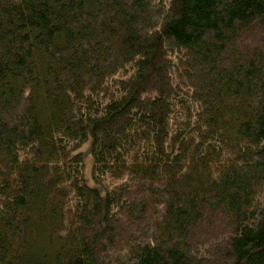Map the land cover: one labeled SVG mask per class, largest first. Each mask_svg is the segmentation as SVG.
Wrapping results in <instances>:
<instances>
[{
    "label": "trees",
    "instance_id": "obj_1",
    "mask_svg": "<svg viewBox=\"0 0 264 264\" xmlns=\"http://www.w3.org/2000/svg\"><path fill=\"white\" fill-rule=\"evenodd\" d=\"M0 264H264V0H0Z\"/></svg>",
    "mask_w": 264,
    "mask_h": 264
},
{
    "label": "rangeland",
    "instance_id": "obj_2",
    "mask_svg": "<svg viewBox=\"0 0 264 264\" xmlns=\"http://www.w3.org/2000/svg\"><path fill=\"white\" fill-rule=\"evenodd\" d=\"M90 150H91V140L89 139L82 147H80L76 151V153H80L84 158L85 179L87 184L100 191L102 197V221H104L105 191L101 186L96 185L92 180L93 157L91 155Z\"/></svg>",
    "mask_w": 264,
    "mask_h": 264
}]
</instances>
